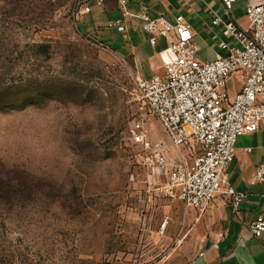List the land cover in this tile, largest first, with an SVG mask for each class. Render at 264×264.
<instances>
[{
	"label": "rangeland",
	"instance_id": "374dc122",
	"mask_svg": "<svg viewBox=\"0 0 264 264\" xmlns=\"http://www.w3.org/2000/svg\"><path fill=\"white\" fill-rule=\"evenodd\" d=\"M82 4L0 0V264H191L205 210L166 174L187 146L144 116L135 63L83 35Z\"/></svg>",
	"mask_w": 264,
	"mask_h": 264
},
{
	"label": "built area",
	"instance_id": "2783aa9c",
	"mask_svg": "<svg viewBox=\"0 0 264 264\" xmlns=\"http://www.w3.org/2000/svg\"><path fill=\"white\" fill-rule=\"evenodd\" d=\"M87 1L77 10V17L89 12ZM94 1L101 6L105 0ZM221 1L229 10L233 0ZM245 17V27L232 21L223 24L222 34L234 43H219L227 55L202 61L197 57L191 27L181 15L173 24L161 17L141 16L150 43L163 37L171 53L161 73L136 76L141 111L159 122L175 147L187 146L166 174L170 187L179 189L178 198L199 211L219 194L234 209L245 198V193L231 188L225 170L238 136L255 132L264 123V0L247 7ZM107 27L125 30L119 22H108ZM236 74L242 76L241 84L230 93L226 83ZM131 139L144 148L151 146L138 124L131 130ZM158 146L153 149L152 161L164 165L167 161ZM258 182L264 183V158L250 181ZM248 229L254 238L264 234V209L249 222Z\"/></svg>",
	"mask_w": 264,
	"mask_h": 264
},
{
	"label": "crops",
	"instance_id": "0c3cea01",
	"mask_svg": "<svg viewBox=\"0 0 264 264\" xmlns=\"http://www.w3.org/2000/svg\"><path fill=\"white\" fill-rule=\"evenodd\" d=\"M262 2L233 0L226 10L221 0H105L101 6L88 0L89 12L80 15L78 22L83 23V35L95 38L119 58L134 62L138 76L148 78L161 73L171 53L163 37H158L153 45L150 43L151 35L142 27V15L161 17L168 24L181 15L191 27L197 53L202 44L225 51L218 46L221 41L234 43L222 34L223 24L232 21L245 27L247 7ZM108 22H119L125 30L108 28ZM241 78L236 74L227 80L232 83L230 93L239 88ZM263 158L264 123L255 132L238 136L232 161L225 170L231 188L245 193V198L235 209L223 195L211 200L204 211L207 230L191 264H264V234L254 238L248 229L249 222L264 209V183H250Z\"/></svg>",
	"mask_w": 264,
	"mask_h": 264
},
{
	"label": "trees",
	"instance_id": "16d2710c",
	"mask_svg": "<svg viewBox=\"0 0 264 264\" xmlns=\"http://www.w3.org/2000/svg\"><path fill=\"white\" fill-rule=\"evenodd\" d=\"M89 38L92 39L93 41H95L97 44H101L95 38H93V37H89ZM104 47H106V46L104 45Z\"/></svg>",
	"mask_w": 264,
	"mask_h": 264
}]
</instances>
